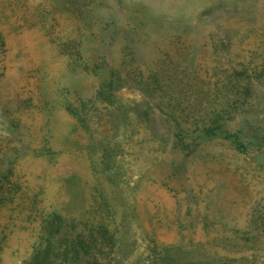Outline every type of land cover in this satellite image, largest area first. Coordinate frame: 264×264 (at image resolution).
Listing matches in <instances>:
<instances>
[{"label": "rangeland", "instance_id": "rangeland-1", "mask_svg": "<svg viewBox=\"0 0 264 264\" xmlns=\"http://www.w3.org/2000/svg\"><path fill=\"white\" fill-rule=\"evenodd\" d=\"M112 72L125 117L103 165ZM263 76L264 0H0V264H28L53 213L115 235L120 264H264ZM230 81L249 88L222 114L238 142L176 144Z\"/></svg>", "mask_w": 264, "mask_h": 264}, {"label": "trees", "instance_id": "trees-1", "mask_svg": "<svg viewBox=\"0 0 264 264\" xmlns=\"http://www.w3.org/2000/svg\"><path fill=\"white\" fill-rule=\"evenodd\" d=\"M122 83L121 74L112 72L110 79L102 84L97 93V98L105 105L107 116L110 119L109 122L112 125V134H115L113 139L107 137L106 139L99 140L97 144L98 153L103 165H108L116 159L118 156L116 152L121 148V143L117 141V138L121 134V122L125 115L121 114L122 110L120 107H117L116 92L119 91ZM127 83L138 88H143L142 81L130 82L129 80ZM230 84L233 85L232 81H230ZM229 93L227 101L222 103V108L205 115L206 119L203 121V124L196 129L189 130L179 126L172 129L171 133L176 144L184 143L185 140L190 138H193L192 141H195V143L216 139L232 141L233 145L238 142V135L231 133L226 122L224 120L221 121L222 114L230 115L228 116L227 123L230 122L232 120V108H235V104L237 107H239L238 104L243 106L244 101L247 100L246 98L249 95V88H247L245 94H242L245 95L244 97H241L236 85L230 87ZM67 109L80 122H85L79 115L78 110L72 106H67ZM200 118L203 117L200 116ZM253 228L257 233L264 234V222L255 220ZM95 232L92 231V234L87 235L85 231H74V226L69 223L68 218L58 213L50 214L43 222V236L28 264H78L80 261H84L85 264H103L101 262L103 259L108 260L109 263L113 260L120 264V259H122L125 251L122 246H120L119 252L112 259H110V256L105 251L107 247L114 248L119 243L115 235L110 236V233L108 234L101 227ZM122 249L123 252H121ZM160 261L162 263L159 261L157 263L177 264L178 260L175 256L166 253ZM183 261L184 258L182 257V262H178V264H185Z\"/></svg>", "mask_w": 264, "mask_h": 264}]
</instances>
